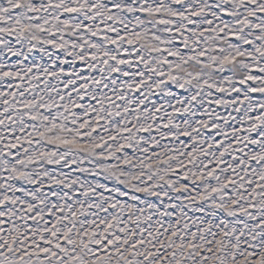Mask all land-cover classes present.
Wrapping results in <instances>:
<instances>
[{"label": "snow or ice", "instance_id": "obj_1", "mask_svg": "<svg viewBox=\"0 0 264 264\" xmlns=\"http://www.w3.org/2000/svg\"><path fill=\"white\" fill-rule=\"evenodd\" d=\"M0 264H264V0H0Z\"/></svg>", "mask_w": 264, "mask_h": 264}]
</instances>
